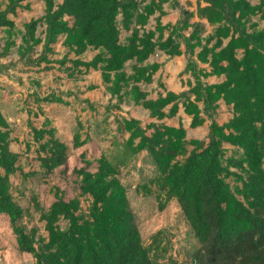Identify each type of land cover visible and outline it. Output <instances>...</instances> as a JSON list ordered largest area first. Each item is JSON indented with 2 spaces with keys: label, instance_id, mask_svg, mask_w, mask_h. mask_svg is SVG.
<instances>
[{
  "label": "trees",
  "instance_id": "trees-1",
  "mask_svg": "<svg viewBox=\"0 0 264 264\" xmlns=\"http://www.w3.org/2000/svg\"><path fill=\"white\" fill-rule=\"evenodd\" d=\"M26 1L29 0H7L6 7L0 9V27L12 28L14 23L9 15L23 8ZM42 1L46 5L45 16L25 25V49L19 62L29 66L51 63L52 45L64 35V44L76 55L90 47L101 51L89 62H71L77 69L80 66L87 70L101 69L103 81L112 84L113 94H119L128 79L151 81L160 68L157 63L134 66L133 76L128 77L124 72L127 62L144 63L157 50L173 58L183 53L182 46L192 55L205 31V24L192 22L194 13L183 8L182 17L174 25L157 26L160 34L157 39L156 31L140 33L135 29L126 44H121L118 17H122V26L127 30L134 19L137 24H145L155 11V0H150L142 12L141 2L146 0H62L58 5L55 0ZM258 13L264 14V0L257 5L248 0H198L197 16L215 29L205 39L197 58L209 64L211 74L224 75L225 80L203 84L197 77V62L190 57L187 69L197 82L189 91L169 92L155 100H146L137 86L131 89L135 101L142 102L157 119L166 116L164 109L168 106L169 115H175L181 99L186 113L193 117L192 127L204 122L202 113L212 119L208 141H195L196 148L183 161H178V157L186 153L184 128L152 123L153 131L148 135L137 120L125 121L126 129L131 132L130 143L139 138L135 150H147L152 155L201 244L194 253V264H264V30L251 32L247 26L248 17ZM67 17L73 19L72 26ZM42 21L46 26L43 49L33 58L34 46L41 42L36 31ZM167 28L170 33L164 39L163 31ZM10 46L8 42L0 58L7 55ZM16 64H3L0 60V69L9 70ZM221 99L232 104L235 111L234 117L224 125L215 120L217 102ZM42 100L53 101L48 96ZM0 125L4 128L8 125L1 107ZM225 142L244 150L249 177L242 189L237 190L243 201L225 180L230 173L222 164ZM59 147L58 152L40 158L43 174L48 175L66 163L67 153L63 150L66 148ZM17 161V154L8 147V133L0 132V169L5 170L4 175L0 172V215L9 219L18 250L33 255L36 264H161L144 246L130 209L128 190L105 157L98 160L95 172L85 168L77 171L82 178V194L92 197L88 217L78 213L79 199L59 198L42 212L49 238L37 248L35 231H28L20 223L23 210L10 190L9 175L16 172ZM61 219L68 221L66 229L58 226Z\"/></svg>",
  "mask_w": 264,
  "mask_h": 264
},
{
  "label": "rangeland",
  "instance_id": "rangeland-1",
  "mask_svg": "<svg viewBox=\"0 0 264 264\" xmlns=\"http://www.w3.org/2000/svg\"><path fill=\"white\" fill-rule=\"evenodd\" d=\"M155 0V11L145 24H137L134 19L130 29L122 26V17H118L120 43L126 44L135 29L156 31L155 39L160 35L157 26L174 25L182 16L183 8L194 13L192 22L202 21L205 31L201 35V44L191 55L185 50L179 56L170 58L157 50L144 63L129 61L124 72L133 76L134 66L145 67L160 64V68L151 81H135L128 79L123 83L119 94H113L112 84L103 81L101 69L73 67L71 61L89 62L100 54L99 49L88 48L81 55L64 44L65 36L61 35L52 45L49 55L51 63L40 66H29L19 62L25 49V25L31 20H42L46 13V5L42 0H29L10 14L12 28L0 27V52L9 42L11 46L7 55L0 58L3 64L16 62L9 70L0 69V107L7 121V127L0 125V132L8 133V147L17 154V170L10 174L11 193L23 214L20 223L28 230L35 231V246L42 247L49 238L46 222L42 212L55 201L62 198L66 201L77 198L80 201L81 213L88 217L92 197L84 195L80 189L81 176L77 171L82 168L95 172L98 160L105 157L117 170V178L128 190L130 209L135 217L144 246L153 258L161 264H194V253L201 246L195 237L180 204L174 197L158 169L152 155L147 150L136 151L139 138L130 143L131 132L125 127V121L137 120L150 135L152 123L165 124L171 127H182L186 131V153L178 157L183 161L196 148L195 141H208V133L212 119L204 113V122L192 127L193 117L186 113L183 99L175 115H169L170 106L164 109L166 116L157 119L142 102L135 101L131 89L137 86L146 95V100H155L172 92L181 94L196 85V76L187 69L188 59L197 62V77L205 85L224 81L221 75L211 74V67L201 62L197 55L205 39L213 34L215 27L197 16L198 0ZM257 5L260 0H248ZM61 4L62 0H55ZM150 3L142 1L140 12ZM7 0H0V9L6 7ZM28 5V7H26ZM202 5L205 3L202 2ZM70 25L71 17L66 18ZM249 30H264V14L258 13L247 19ZM45 23L37 28L36 38L41 40L34 46L33 58L38 57L43 49ZM190 29L185 31L189 33ZM170 28L163 31L164 39L168 37ZM226 43V41H225ZM242 56V51L238 52ZM66 60L65 64L59 61ZM113 77V76H112ZM51 97L53 101L42 99ZM192 95L191 99L194 100ZM59 99V100H55ZM200 109L202 102L198 103ZM235 115L234 107L224 99L217 102L215 120L220 125L227 124ZM38 131L41 134H37ZM67 153V161L50 174H43L41 157L58 152V147ZM222 164L230 172L226 175L228 182L240 200L243 196L237 192L242 189L243 182L249 177V169L245 162L244 150L234 144L225 142L222 146ZM1 174L5 170L1 169ZM60 229L68 227V221L58 222ZM0 264H36L33 255L18 250L16 238L7 216L0 215Z\"/></svg>",
  "mask_w": 264,
  "mask_h": 264
},
{
  "label": "crops",
  "instance_id": "crops-1",
  "mask_svg": "<svg viewBox=\"0 0 264 264\" xmlns=\"http://www.w3.org/2000/svg\"><path fill=\"white\" fill-rule=\"evenodd\" d=\"M182 49H183V51L185 50V47L184 46H182ZM178 59L181 57V56H176ZM221 76H223L224 77V80H225V76L224 75H221ZM223 82V81H222ZM221 83V82H220ZM218 84V83H217ZM0 172H1V169H0Z\"/></svg>",
  "mask_w": 264,
  "mask_h": 264
}]
</instances>
